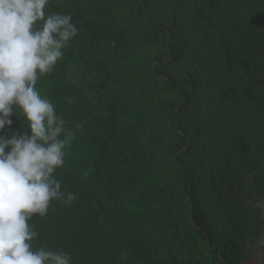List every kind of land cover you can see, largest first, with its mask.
I'll return each instance as SVG.
<instances>
[{
	"label": "trees",
	"instance_id": "trees-1",
	"mask_svg": "<svg viewBox=\"0 0 264 264\" xmlns=\"http://www.w3.org/2000/svg\"><path fill=\"white\" fill-rule=\"evenodd\" d=\"M175 1L188 9L187 24L201 39L204 63L201 59L195 69L207 70L203 81L214 79L218 84L226 69L236 71L234 79L226 84V92H220V100L234 99L242 122L228 121L226 115L230 113L226 112L222 127H216L223 135L236 133L220 139L227 150L216 148L205 168L213 203L201 197L191 163L190 154L199 147L201 128L197 124L183 126L180 119L202 81H177L168 71L169 64L181 59L183 46L169 23V13L152 11L147 0H49L46 14L70 15L78 29L54 70L37 83L41 95L63 117L66 129L75 134L66 149L67 163L54 175L61 182V190L74 193L76 199L68 206L53 200L47 216H33L29 223L38 233L32 242L34 248L63 250L70 253L72 264H153L152 256L130 235L122 234L119 226L121 230L109 223L108 217L114 213L126 215L139 207L146 210L152 182L143 114L113 85L108 59L112 50L125 47L119 22L124 25L135 18L150 26L149 39L161 50L154 58L153 73L163 82L164 91L181 100L177 107L163 105L160 120L167 132L174 133L168 135L170 156L187 194L188 233L205 244L207 264H239L242 259L232 245L211 231L207 209L210 205L215 211L221 207L226 183L238 176L241 162L264 158V0ZM75 64L78 82H86V88L66 82ZM90 89L95 93L94 102L85 97ZM15 111L18 116L13 114L14 123L5 128V135L27 131L23 115L19 109ZM237 151L243 153L240 162L232 164ZM74 161L81 163L80 172L69 168ZM183 233L176 227L169 237L180 241Z\"/></svg>",
	"mask_w": 264,
	"mask_h": 264
},
{
	"label": "rangeland",
	"instance_id": "rangeland-1",
	"mask_svg": "<svg viewBox=\"0 0 264 264\" xmlns=\"http://www.w3.org/2000/svg\"><path fill=\"white\" fill-rule=\"evenodd\" d=\"M147 1L152 11L165 10L169 13V23L183 45L182 57L178 62L168 65L169 73L177 81H202L198 83L196 94H193L180 119L184 122L183 126L197 124L201 128L198 134L199 147L190 154L191 163L198 188L201 189V197L207 198L212 204L214 193L208 187L209 177L206 176L205 168L211 163L212 153L215 154L216 148L219 151L227 150L226 145L219 142L220 139L224 135L231 138L236 133L233 131L229 135H223L222 131L219 133L216 129L222 127L226 112L231 114L226 115L228 121L238 119L240 115L234 99H225L223 102L220 100V92H226V84L234 79L236 71L226 69L218 84L214 79L204 82L202 76L207 75V70L198 72L195 69L200 66L201 59L204 63L200 51L201 39L187 24L188 9L178 5L175 0ZM233 20L231 17V22ZM118 28L124 30L126 43L121 51L112 50L108 55L113 85L143 114L152 182L148 185L146 210L139 207L126 215H108L111 217L109 223L117 226V230L122 229V234L130 235L141 249L152 256L153 264H197V261L207 264L205 244L188 233L190 228L187 224V194L170 156L168 135L172 136L174 133L170 130L167 132L168 128L163 125V119L160 120L163 105L177 107L181 100L174 93L164 91L163 82L152 71L154 58L161 50L159 45L153 44L149 39L150 26L133 18L125 21L124 25L122 21L119 22ZM77 67L75 64L69 69L66 82L78 89L86 88V82L83 85L78 82ZM85 97L94 102V91H86ZM241 119L239 117L237 121L241 123ZM214 140L217 142L215 145ZM242 154L237 151L231 163L239 164ZM76 162L69 167L74 173L80 172L81 163ZM240 167L238 176L226 183L227 191L221 207L217 206L215 211L210 205L207 209L210 229L243 256L244 259H240L239 264H255L254 259L264 264V158L245 160ZM176 227L184 231L180 241L169 237L170 231L174 232ZM248 257L251 258L247 260Z\"/></svg>",
	"mask_w": 264,
	"mask_h": 264
},
{
	"label": "clouds",
	"instance_id": "clouds-1",
	"mask_svg": "<svg viewBox=\"0 0 264 264\" xmlns=\"http://www.w3.org/2000/svg\"><path fill=\"white\" fill-rule=\"evenodd\" d=\"M48 4L0 0V264H72L63 250L34 248L38 233L29 223L47 216L53 200L68 206L76 199L54 175L75 134L37 83L54 70L78 29L70 15L46 14ZM15 109L27 131L5 135Z\"/></svg>",
	"mask_w": 264,
	"mask_h": 264
},
{
	"label": "crops",
	"instance_id": "crops-1",
	"mask_svg": "<svg viewBox=\"0 0 264 264\" xmlns=\"http://www.w3.org/2000/svg\"><path fill=\"white\" fill-rule=\"evenodd\" d=\"M250 258H251V257H250ZM250 258L248 257L247 260L250 259ZM252 259H253V258H252ZM247 260H245V262H246ZM254 261H255V264H262V263H260L258 260H255V259H254Z\"/></svg>",
	"mask_w": 264,
	"mask_h": 264
}]
</instances>
